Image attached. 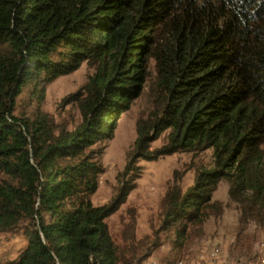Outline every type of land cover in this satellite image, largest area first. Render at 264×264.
Wrapping results in <instances>:
<instances>
[{"label":"trees","instance_id":"1","mask_svg":"<svg viewBox=\"0 0 264 264\" xmlns=\"http://www.w3.org/2000/svg\"><path fill=\"white\" fill-rule=\"evenodd\" d=\"M83 64L93 73L68 97L82 118L70 130L41 107L48 85ZM152 65L155 112L133 155L213 159L193 187L165 194L159 232L173 240L172 261L224 214L214 200L223 180L242 226H264V0H0V233L27 241L0 264H141L134 226L120 246L107 223L134 185L109 205L92 196L102 144ZM24 90L38 103L29 115L18 112Z\"/></svg>","mask_w":264,"mask_h":264},{"label":"rangeland","instance_id":"2","mask_svg":"<svg viewBox=\"0 0 264 264\" xmlns=\"http://www.w3.org/2000/svg\"><path fill=\"white\" fill-rule=\"evenodd\" d=\"M147 81L140 97L133 101L131 107L124 111L114 130V137L102 144L100 162L103 172L98 179V190L92 196L95 206L109 205L116 200L122 188L128 183L134 185L128 198L112 213L107 223L115 242L126 244L125 233L129 225L135 228V242L138 254L143 257L141 264L150 258H156L163 264H170L171 240L159 232L162 218V202L167 191L177 185L186 191L193 187L194 179L201 168L212 166V151L175 152L158 159H144L133 155L139 136V124L142 126L155 112V73ZM93 69L83 64L70 74L60 76L47 87L41 110L54 117L57 123L64 122L68 129H75L82 121L75 102L68 97L82 91ZM27 90L18 97V112L29 115L37 105ZM169 131L163 132L150 142L151 149H159L168 142ZM131 163L130 168L127 166ZM134 168L135 171H131ZM132 172L134 174L132 175ZM214 200L221 201L225 212L221 217H210L204 234L190 241L188 248L172 264H191L200 253L213 251L235 258L239 255L259 259L264 264V226L253 222L243 227L239 222L240 212L237 204L229 196V183L223 180L214 193ZM27 241L20 234L0 233V261L14 259L20 248ZM150 255L145 256L148 248ZM258 251V252H257Z\"/></svg>","mask_w":264,"mask_h":264},{"label":"built area","instance_id":"3","mask_svg":"<svg viewBox=\"0 0 264 264\" xmlns=\"http://www.w3.org/2000/svg\"><path fill=\"white\" fill-rule=\"evenodd\" d=\"M261 249H264L263 244L259 245L258 251ZM144 264H163V262L156 258H150ZM191 264H262V262L259 259H254L242 255H239L235 258H229L220 254L219 250L217 248H214L213 251L200 253L194 258Z\"/></svg>","mask_w":264,"mask_h":264}]
</instances>
